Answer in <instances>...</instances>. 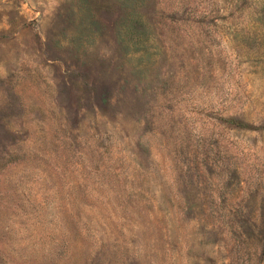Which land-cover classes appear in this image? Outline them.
<instances>
[{
  "label": "rangeland",
  "instance_id": "rangeland-1",
  "mask_svg": "<svg viewBox=\"0 0 264 264\" xmlns=\"http://www.w3.org/2000/svg\"><path fill=\"white\" fill-rule=\"evenodd\" d=\"M0 264H264V0H0Z\"/></svg>",
  "mask_w": 264,
  "mask_h": 264
}]
</instances>
